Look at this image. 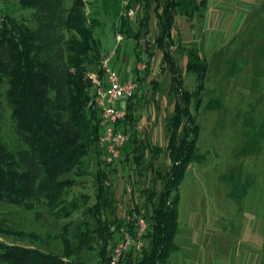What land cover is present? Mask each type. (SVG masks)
<instances>
[{
  "label": "trees",
  "instance_id": "16d2710c",
  "mask_svg": "<svg viewBox=\"0 0 264 264\" xmlns=\"http://www.w3.org/2000/svg\"><path fill=\"white\" fill-rule=\"evenodd\" d=\"M18 3L32 12L19 16L8 9L2 12L0 117L6 104L22 146L11 149L0 135V201L29 209L39 202L55 218L78 212L80 220L71 230L72 223L62 224L58 234L61 251L52 252L40 247L39 243L48 245V241L39 233L11 229L0 215V236L13 235L29 242L0 239V264H108L118 229L123 225L132 230L136 216L147 220L146 243L140 250L126 251L118 264H173L170 257L178 249L177 189L189 160L197 156L199 125L190 107L201 105L209 71L199 47L176 44L173 29L177 16L191 20L201 15L206 0L121 1L114 31L131 43L133 67L143 61L145 68L136 69L137 86L122 101L126 114L116 128L125 133L126 141L114 163L104 160L100 111L94 101L96 84L87 76L93 72L104 79L100 63L109 52L102 49L94 33L101 24L96 11H87L85 0ZM130 9L133 16L128 15ZM174 50L185 54L183 71ZM156 52L172 95L163 145L148 141L138 126V105L145 101L143 87ZM188 75L194 77L192 88L184 83ZM148 84L155 91L158 79L153 77ZM212 105L219 101L207 103ZM86 158L92 169L84 173L92 176L94 193L80 192L69 200L75 186L73 175L78 176ZM118 173L124 187L115 199L112 181ZM126 185L131 188L129 199L125 198ZM120 205L121 214L117 212Z\"/></svg>",
  "mask_w": 264,
  "mask_h": 264
},
{
  "label": "rangeland",
  "instance_id": "374dc122",
  "mask_svg": "<svg viewBox=\"0 0 264 264\" xmlns=\"http://www.w3.org/2000/svg\"><path fill=\"white\" fill-rule=\"evenodd\" d=\"M0 1V7L12 14L32 12V9L20 8L18 0ZM121 1L85 0L87 11H96L101 21L94 33L103 50L117 51L124 43H117L113 26ZM222 5L233 12L243 8L245 13L235 16L232 40L216 51L215 56L208 57L209 71L204 80L201 105L190 107L199 133L194 150L197 156L189 160L177 189L178 249L170 257L171 262L177 264H264V0H228ZM224 32L218 30L217 36ZM200 36L199 45L205 52L203 26ZM175 54L183 71L184 56L176 51ZM130 56L132 58L131 52ZM159 61L160 55L156 53L148 76L149 81L151 77L159 79L158 98L153 103L145 102L140 128L147 138L152 136V142L163 145L157 125L163 124L172 112V95L167 73L160 72ZM131 63L134 65V60ZM87 76L95 84L100 80L93 72ZM184 83L194 87V77L185 76ZM146 86L149 96H154L151 85H144V90ZM213 99H217L219 105L207 106ZM0 135L11 149L22 146L12 129L10 109L6 104L0 117ZM85 161L78 168V176L73 175L75 186L69 200L80 192L94 193L92 176L84 173L85 169L92 168L87 158ZM160 168H165L164 163ZM122 186L118 173L112 181L115 199L122 194ZM136 192L139 197L140 192ZM76 202L81 205L79 199ZM117 209L121 214V205ZM78 214L55 218L39 202L29 209L0 201V215L5 219V226L39 233L48 241V245L39 243L40 247L52 252L61 251L58 234L62 224L72 223L71 230L80 220ZM0 239L29 243L13 235L0 236Z\"/></svg>",
  "mask_w": 264,
  "mask_h": 264
},
{
  "label": "built area",
  "instance_id": "2783aa9c",
  "mask_svg": "<svg viewBox=\"0 0 264 264\" xmlns=\"http://www.w3.org/2000/svg\"><path fill=\"white\" fill-rule=\"evenodd\" d=\"M128 15L133 16L134 11L130 9ZM1 21L2 12H0ZM122 39V34L117 33V43ZM115 52L116 50L109 51L101 59L100 67L104 71V79L97 81L94 96V101L100 111L99 141L104 145V160L108 163H114L120 157L126 135L121 129L116 128V122L126 114L122 101L130 97L137 86L135 79L121 77L112 66ZM135 67L142 70L145 68V63L138 61ZM130 190V186L126 185L125 198H130ZM146 228L147 220L144 216H136L132 230H128L123 225L120 226L108 264H118L121 256L131 248L140 250L146 243L144 239Z\"/></svg>",
  "mask_w": 264,
  "mask_h": 264
},
{
  "label": "crops",
  "instance_id": "0c3cea01",
  "mask_svg": "<svg viewBox=\"0 0 264 264\" xmlns=\"http://www.w3.org/2000/svg\"><path fill=\"white\" fill-rule=\"evenodd\" d=\"M227 2H228V0H206V6H205V9L202 12V14L196 15L191 20L186 19L184 16H180V15L177 16L176 24H175V27L173 29L175 43L176 44L179 43L184 47H190V46L199 47V49L205 55L207 60H208L209 56H211V58H212V56H215L217 53L216 51L221 49L224 45H226L229 41L232 40L231 38H233L234 34H231V33L233 31V23L235 20V16L239 13H245L243 11L244 10L243 8H240V9L238 8L237 10H235L233 12L231 8L222 5V4H226ZM0 4H1V1H0ZM0 12H3V9L1 7H0ZM230 13H232V14H230ZM151 23L153 24L151 26V28L154 30L156 28L155 27V20L152 19V21L150 22V25H151ZM202 26H203V30L205 32V42L207 44L205 46V52L203 51L202 45H199V43H200L199 40L201 39L200 27H202ZM218 30H221L222 32L225 31L223 35L222 34L220 35L221 38H220V36H217ZM122 41H124V43L119 45L118 50L115 52V55L112 59V66L114 67L115 70H117L119 72L121 77L134 79L135 78V71L132 68L133 64L131 63L134 57H133V54H132V58L130 56V52L132 53V45L129 41H127V42L125 40H122ZM156 53H155V55H156ZM178 53L181 55L183 54L184 62H185L186 57H185V54L182 52V50H179ZM176 59H177V55H176ZM184 62H183V69H184ZM178 63L180 65L179 61H178ZM180 67H181V65H180ZM188 76H190V75H188ZM152 78L153 77H151L150 80ZM148 83H149V79L147 78V85H148ZM148 89H149V87H147V86H146L145 90L143 89L144 94H145V98H144L145 101L138 105V108H139L138 109V113H139L138 126H139V128H140V121H142V119H143L142 116H143V110H144L145 105H146L145 102L150 101L153 103L154 100H156L158 98L156 90L154 91L155 95L150 97L148 92H147V91H149ZM151 91L153 92L152 89H151ZM171 100H172V98H171ZM165 121H166V119H165ZM165 121L163 122V124L159 123L157 125L160 128L162 140L164 142H165V139H164ZM140 130H141V128H140ZM156 130H158V128H156ZM153 131H154V129H153ZM142 133H143V136L145 138H147L145 136L144 132H142ZM147 140L150 141L151 143H154V142H152L153 141L152 136H151V138H147ZM154 144H156V143H154ZM156 145H159V144H156ZM173 264H177V263L173 262ZM193 264H197V263H193Z\"/></svg>",
  "mask_w": 264,
  "mask_h": 264
}]
</instances>
